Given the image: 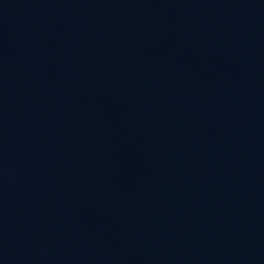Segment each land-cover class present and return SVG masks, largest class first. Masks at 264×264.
<instances>
[{
    "label": "water",
    "instance_id": "1",
    "mask_svg": "<svg viewBox=\"0 0 264 264\" xmlns=\"http://www.w3.org/2000/svg\"><path fill=\"white\" fill-rule=\"evenodd\" d=\"M0 264H264V0H0Z\"/></svg>",
    "mask_w": 264,
    "mask_h": 264
}]
</instances>
